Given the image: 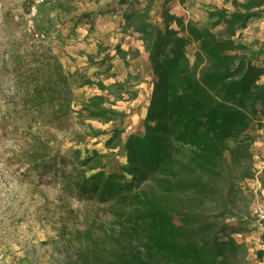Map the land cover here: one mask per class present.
<instances>
[{"label": "trees", "instance_id": "16d2710c", "mask_svg": "<svg viewBox=\"0 0 264 264\" xmlns=\"http://www.w3.org/2000/svg\"><path fill=\"white\" fill-rule=\"evenodd\" d=\"M172 1L117 0L79 14L76 25L84 20L94 30L98 14L122 11L123 35L116 44L98 40L95 52L79 48L77 55L69 54L71 66L84 57L97 67L93 72L78 66L69 70L51 45L55 37L68 44L69 34L62 33L66 18L52 13L71 11L69 0H41L34 20L45 38L39 40L27 21L32 38L17 40L22 62L14 73L33 119L62 125L76 115L84 127L78 133L82 140L105 135L104 146L123 148L127 157L111 165L105 147H86L82 156L80 148L51 152L42 141L25 152L40 174L60 179L80 199L109 203L114 215L102 233L79 230L83 245L77 258L64 264L248 262V246L236 233L248 232L252 219L237 208L231 192L235 178L257 176L253 144L264 128V44L258 40L256 48L236 35L264 15V0L212 2L206 22L175 10ZM127 36L148 51L154 80L144 130L124 134L120 126L107 130L88 119H124L126 111L115 103L138 94L130 85L131 71L123 79L101 77L103 72L118 75L112 71L117 58L130 66L140 57V47L124 45ZM77 85L101 91L77 103ZM257 252L264 258L263 248Z\"/></svg>", "mask_w": 264, "mask_h": 264}, {"label": "rangeland", "instance_id": "374dc122", "mask_svg": "<svg viewBox=\"0 0 264 264\" xmlns=\"http://www.w3.org/2000/svg\"><path fill=\"white\" fill-rule=\"evenodd\" d=\"M40 1L0 0V264H64L75 260L78 248L83 245L79 230L91 227L97 234L102 233L114 218L109 203L80 199L70 194L63 181L52 178L49 174H40L25 156L29 148H34L41 141L49 144L51 152L61 150L65 154L77 148L83 149L82 156L86 154V147H105V135L89 134L82 140L78 133L83 132L84 127L76 115L65 120L62 125H49L42 118L33 119L28 109L23 106L22 89L19 88L14 73L22 60L17 40L30 36L27 21L32 16V9L37 7ZM222 1L224 0H215L220 3ZM189 8V12H186L188 16L207 21L203 6L195 5L194 8ZM99 26L101 25L91 34L74 36L71 43L67 41L69 47L62 45L63 40L58 37L51 41V45L59 51L65 48L68 54L72 52L77 55L79 48L95 52L98 40L116 44L119 37L117 27L103 31ZM88 27L90 25L84 28ZM261 30L264 31V17L242 29L236 38L238 41L253 43L258 48V40L260 42L261 37L255 35V32ZM127 38L130 43L125 41L124 45L140 47V57L130 66H125L124 62L117 58L112 71L118 75L103 72L101 77L107 81L115 77L123 79L127 72L131 71L133 76L130 85L137 89L138 94L135 98H120L115 103L126 111L124 119L107 122L88 119L107 130L120 126L125 129L124 134L144 130V118L154 80L148 51L139 39L134 36ZM76 44L77 47L70 46ZM194 49L195 45L189 49L192 57ZM85 60L80 57L79 64L72 66L69 61L68 69L78 66L93 72L97 67ZM95 90L96 86L77 85L74 93L76 102L85 100ZM255 136L253 152L257 176L235 178V190L231 192L237 208L252 219L249 225L252 228L248 232L236 233L248 246L247 264H257L260 259L257 250L262 240V229L253 214V206L258 200L264 199V133H256ZM104 150L109 152V164L126 161L123 148L105 147Z\"/></svg>", "mask_w": 264, "mask_h": 264}, {"label": "crops", "instance_id": "0c3cea01", "mask_svg": "<svg viewBox=\"0 0 264 264\" xmlns=\"http://www.w3.org/2000/svg\"><path fill=\"white\" fill-rule=\"evenodd\" d=\"M67 1V0H65ZM219 1V0H217ZM69 2L72 5V10L71 11H66V10H53L52 15L54 17H62L63 19L66 18V23L63 25V30L62 33L63 34H69V39L68 41L71 43L72 38L74 36H82L84 33H89L91 34L94 30H92L91 32H89L91 29L88 28H84L86 25H90V23L82 20L80 21V25H76L77 21L80 20L79 18V14H81L83 11H98L100 9H106L110 6V4H117V0H69ZM161 2V0H158V4ZM215 2V0H186L185 4H182L180 0H173L172 1V5L173 8L179 12H189L190 8L189 7H193L196 5H201L203 6V9L205 11V13H207V9L209 7V5ZM110 3V4H109ZM220 3V2H218ZM223 3V1H222ZM135 5H138V2L136 1L134 3ZM128 4H124V7H127ZM122 16V11H118V12H114V11H109V12H105V13H100L97 15V19H96V28L98 29V25L99 29H103V31H110V29L112 27H117L118 31V38L116 40V43L119 41V39L122 37L123 33L119 30V21L121 19ZM264 17V15L256 18L252 23H254L255 21L258 22V19ZM107 23V24H105ZM251 23V24H252ZM250 24V25H251ZM113 25V26H110ZM249 25V26H250ZM59 26V25H58ZM249 26H247L246 28H248ZM242 30V29H241ZM239 30L238 33L241 31ZM237 33V34H238ZM255 35H257L258 37H261L260 43L264 44V31L261 30L260 32H255ZM237 36V35H236ZM83 43V42H81ZM71 47L73 46H78L76 45H70ZM67 47H69V45H67ZM63 50H60L62 57H64V60L66 61V63H68L70 61V56L69 54L64 51V48H62ZM76 53H78L76 51ZM261 70L264 71V64H262L261 66ZM96 91H101L98 87H96ZM260 132L264 133V128L260 130Z\"/></svg>", "mask_w": 264, "mask_h": 264}, {"label": "built area", "instance_id": "2783aa9c", "mask_svg": "<svg viewBox=\"0 0 264 264\" xmlns=\"http://www.w3.org/2000/svg\"><path fill=\"white\" fill-rule=\"evenodd\" d=\"M37 12V7L35 6L31 11V17L28 18V27L32 33L35 34L36 37H38L39 40H43L45 38V33L40 32L37 29V26L35 24L34 15ZM253 214L258 219V222L260 223V227L262 229V232L264 231V199L258 200V202L253 206ZM260 248L264 249V240L262 239L259 244ZM257 264H264V258L259 259Z\"/></svg>", "mask_w": 264, "mask_h": 264}]
</instances>
